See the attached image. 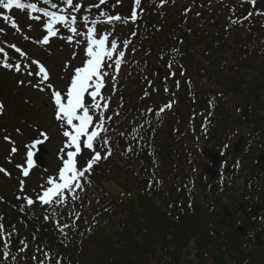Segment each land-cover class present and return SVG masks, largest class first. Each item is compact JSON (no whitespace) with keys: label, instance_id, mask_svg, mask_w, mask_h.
<instances>
[{"label":"trees","instance_id":"trees-1","mask_svg":"<svg viewBox=\"0 0 264 264\" xmlns=\"http://www.w3.org/2000/svg\"><path fill=\"white\" fill-rule=\"evenodd\" d=\"M138 10L127 41L141 67L145 56L154 53L178 67L189 63L197 81L209 85L201 95L192 84L183 83L180 91L187 107L208 110L194 113L195 120L201 115L204 120L197 121L193 138H206L218 152L226 148L229 161L216 166L222 180L210 181L200 168L211 162L197 166L194 160H182L189 149L186 141L180 142V132H170V122L154 109L132 113L126 86L117 85L107 131L101 132L108 143L101 141L99 148L111 155L101 154L82 179L83 189L74 194H85L73 200L75 207L69 205L64 214L38 205L21 211L13 198L0 196V217L11 237L8 255L0 252V264H49L44 251L63 257L62 264H207L202 257L193 262V245L195 255L209 253L212 264H228L225 244L206 230L209 213L202 207L219 203L216 215L222 207H236L245 195L237 192L240 187L264 206V173L249 162L256 150L264 153V0H141ZM121 65L123 77H131V62ZM150 81L146 88L153 90L155 81ZM212 92L228 100L227 113L220 111ZM242 129L245 139L234 154L232 145ZM198 156L205 158L201 149ZM75 214L73 229L59 227Z\"/></svg>","mask_w":264,"mask_h":264},{"label":"snow or ice","instance_id":"snow-or-ice-1","mask_svg":"<svg viewBox=\"0 0 264 264\" xmlns=\"http://www.w3.org/2000/svg\"><path fill=\"white\" fill-rule=\"evenodd\" d=\"M66 8L68 10H80L82 5L79 3H74V0H63ZM107 0H99V4H94L92 7L99 8L100 5H104ZM119 2V0H118ZM164 0H161L163 3ZM254 4L255 0H251ZM45 4H51L53 9L57 8L55 3H52L51 0H44ZM135 6L131 12V20L135 21L137 19V7L141 4V0H134ZM0 8L5 10L16 9H26L31 11H40L43 13V17L48 18L47 22L44 23V28L47 30V35H44L39 43L48 44L49 37L57 35L58 29L54 28L56 25H63L70 32L80 36L81 33L78 31L77 27L72 25L76 24L77 17L71 16L69 19L68 15L58 14L56 11H48L46 8H37L35 3H22L21 0H0ZM63 12L64 9H61ZM101 16H107V23L111 24L114 21H121L122 17L119 15H107L104 12L100 13ZM252 15V13H249ZM3 19L7 20L8 17L5 16ZM40 19V17H36ZM85 24L88 23V17H83ZM93 25L100 23L97 20L91 22ZM12 27H17V22L13 21ZM97 28L88 27L87 33L85 34L86 40V56L87 59L82 62V66L74 68V74L70 78V83L66 85V92L63 89H57L55 85L50 82V70H47L46 65L42 62H37L32 60L31 63L38 66V71L35 69L29 73V75L39 76L40 83L34 84L40 90V84H46L47 89H51V99L54 103V116L55 119L61 124L63 131L62 135L65 139L64 148L62 151H66V159L63 160L62 166L58 171V181L57 179L49 176L46 184L50 186H41L42 194H36V200H38L41 205H47L50 208L55 209V207L63 206L66 204L67 198L66 193L72 192L74 189L82 188L80 181L85 177L86 174L93 171V166L102 158L99 151H95L94 155L91 158L86 160V164L83 168L79 166L78 157L83 155L84 150H93L94 142L100 139L103 144H107L108 141L106 138L101 137V132L107 131L104 128L105 114L100 112L94 128H90L93 124V115L90 114L94 109H100L101 107L107 109L109 108V103L105 102L101 105L100 100H106L107 98L101 96V90L105 86V77L111 75L106 69L111 68L112 65L106 63L107 61H112L115 54L114 68L118 73L123 58L125 57V52L118 49V43L115 39L109 41L108 35H100L99 38H95L97 33ZM69 41L72 40V37L68 38ZM128 41H124V46L128 45ZM110 45V46H106ZM15 48L16 52H19L22 56L25 53L21 52V49L12 45ZM0 51H3L0 49ZM4 68H12L11 63H5L2 65ZM70 67V65H66ZM171 66V65H170ZM18 70V66H17ZM174 75V73H173ZM22 83V81H21ZM177 87H179V82H177ZM167 91V89H165ZM147 95V93H145ZM86 97L91 98V103L87 101ZM172 104H165L159 112L156 114L159 115L160 112H163L166 108H171ZM3 108V105H0V109ZM108 119H111L110 117ZM39 136L44 138L45 141L50 139V136L46 131H40ZM9 138L6 136L5 140ZM39 144L40 141L35 142ZM74 149V150H72ZM12 153H15L17 149L13 147L11 149ZM107 155H111L109 151ZM107 155L103 158H107ZM33 153L31 151L27 152V162L28 165L32 164ZM18 167H21L18 165ZM0 172H5V169L0 168ZM23 175L27 177L29 175L28 168H22ZM7 174V173H6ZM21 192L24 191L23 181L21 182ZM78 197L74 194L72 199L75 200ZM17 199H23L28 206L34 205L36 200L29 196H18ZM23 211V206L21 207ZM53 214H55L53 212ZM48 219V217H45ZM3 218L0 217V236H3L4 225L2 223ZM67 227V225H65ZM24 243V242H21ZM24 249L22 248L21 251ZM8 255V253H5ZM45 257L48 256L47 253L44 254ZM35 259V258H34ZM39 264H43V261H40Z\"/></svg>","mask_w":264,"mask_h":264},{"label":"rangeland","instance_id":"rangeland-1","mask_svg":"<svg viewBox=\"0 0 264 264\" xmlns=\"http://www.w3.org/2000/svg\"><path fill=\"white\" fill-rule=\"evenodd\" d=\"M133 0H107L105 5L107 6L108 10H111L113 14H119L123 15L125 6L131 4ZM122 8V9H119ZM128 12V8L126 10ZM27 13L24 12L23 15L25 16ZM38 13H35V16ZM7 20L3 19L0 21V47L7 48V44L11 46L10 52H13L14 54H17L19 52L15 51V48L12 47V45H15L16 47L21 49V52H25V58L28 60V62H22L23 70H21L19 73L14 74L12 70L6 71L5 69L0 68V99L4 102L6 105V108L12 107L15 110V114L17 117L22 118L26 117L28 121H23L20 124H16L14 118L12 119L10 116L8 117V113L6 111L4 118H0V134L5 133L6 131H9V135L14 137V140L18 141L19 143L22 142V138L26 141L29 140L31 137H33L36 134V131L34 130V126L37 125L38 128H44L45 131H47L50 136L49 141H45L42 139V142L44 144V148L49 149L48 152H45L43 154V158L45 160V167L49 170L52 168H56L57 165V159L55 157V152L53 153V150H55V140L60 138L57 131V126L54 124V121L51 118V101L49 99L51 95V89L46 88V84L41 83L40 88L44 89L41 91L37 87L34 86L36 83H40V77L39 76H33L29 75L28 66L31 65V69H34L37 65H34L31 63L32 60H36L38 63L42 62L44 65H47L49 68L51 75H52V82L56 87H64L65 86V79L70 75L74 74V67L77 66L79 63V66H82V62L87 59L86 56V40L85 36L81 35L79 36V40L76 43L68 44L64 42L63 51L59 50L60 47L56 46V49H53L52 54H55V56H63L68 59V61H72L75 59V66L71 63V67L67 68L66 64L64 63V60H56V63L54 62L52 57H47L45 55L46 52H50L51 49V43L52 40H49L48 44H42L38 41L43 38L44 35H47L46 30L42 29V31H31L28 29V25L30 24L26 19L21 20L20 18L16 19L19 28H13L12 24H9L7 26L5 23ZM32 24V23H31ZM36 26V24H35ZM58 29V26H55ZM103 29H107L105 25H102ZM118 30V29H117ZM116 30V31H117ZM62 33L61 29H58V34ZM105 33L110 34V39H112V36L114 39L118 38L119 35L117 33H112L111 30L105 31ZM47 50V51H45ZM77 50V54L75 55L73 52ZM77 56V57H76ZM16 58L20 59L19 57L15 56ZM148 57V63L145 65V73L148 74V78L154 75V69L157 70V68L161 71L160 75V82L164 83L165 85H168L170 83H177L182 85L184 82H189L194 84L196 86V92L201 95L200 88L203 87V89H207L209 85L206 82H199L197 81L196 75L194 73L193 68L189 64H185L184 67L180 70L176 68L175 66H160L155 62L154 56L149 55ZM55 58V57H54ZM147 68H150V72L147 70ZM110 73L113 75L114 69L109 70ZM124 71V70H123ZM71 73V74H70ZM141 73V72H140ZM174 73V75H173ZM112 75H109L105 78L109 79ZM38 79H37V78ZM143 78V77H142ZM141 77L132 76L128 79H126V88H127V94L126 99L128 101L135 100L140 105L142 104L138 100L139 94L142 92L143 87L145 86V77L144 80ZM51 80V77H50ZM22 81V83H21ZM158 80H156V87H159L157 85ZM107 84V83H106ZM211 88H213L211 86ZM36 90V91H35ZM66 91V90H65ZM146 90H144L145 92ZM30 93L32 98V102L34 103L30 107L24 106L21 104L22 96L26 97ZM172 91L170 90V94L164 93L162 96H160L159 101L163 102L165 101L166 97H170L171 100L174 98L178 99V103L172 106L171 111H175L177 109V116H171L169 113H167L168 118L170 117V132H181L187 133L189 131L187 125H188V116L184 114L185 110L187 111L186 105L182 101V95L179 94V91H174V94H171ZM33 96V97H32ZM103 96V95H101ZM218 97V95H215ZM152 102L157 104L158 98L157 95L154 97H148L147 99H143L145 102ZM218 103L222 106V109L224 113H227L229 111L230 103L228 100H218ZM98 111H92L90 114L93 115V118H96ZM187 113V112H186ZM184 115V116H181ZM0 116H3L0 115ZM42 122L41 124H39ZM61 125V124H60ZM16 127V128H15ZM177 129V130H176ZM244 130L242 129L241 132ZM187 137V136H186ZM31 141V139H30ZM29 142V141H28ZM190 143L189 145H186L188 148H192L193 150L196 149V147L203 148L206 147V151L208 152H215L213 149L212 151H209L212 149V145L210 143H206L204 139L199 140L198 142L188 141ZM4 146L5 153H7V147ZM9 155V153H8ZM182 160H188V155L182 156ZM196 163L198 160L195 161ZM254 162V161H253ZM254 164V163H253ZM216 164H214V170H215ZM15 181H9L7 179H3L0 177V192H6L7 194L13 193L15 191ZM239 194L241 191L238 192Z\"/></svg>","mask_w":264,"mask_h":264},{"label":"flooded vegetation","instance_id":"flooded-vegetation-1","mask_svg":"<svg viewBox=\"0 0 264 264\" xmlns=\"http://www.w3.org/2000/svg\"><path fill=\"white\" fill-rule=\"evenodd\" d=\"M229 216L225 212L223 218ZM238 226L242 227L241 233L237 232ZM227 254L229 264H264V219L261 213L257 219L250 220L244 214L241 223L232 227L227 238Z\"/></svg>","mask_w":264,"mask_h":264},{"label":"water","instance_id":"water-1","mask_svg":"<svg viewBox=\"0 0 264 264\" xmlns=\"http://www.w3.org/2000/svg\"><path fill=\"white\" fill-rule=\"evenodd\" d=\"M237 147H238V145L236 144V145H235V149H236ZM257 160H258V161H260V160H261V161H263V159H262V158H260V157H258V159H257ZM263 162H264V161H263ZM248 214H250V213H248Z\"/></svg>","mask_w":264,"mask_h":264}]
</instances>
